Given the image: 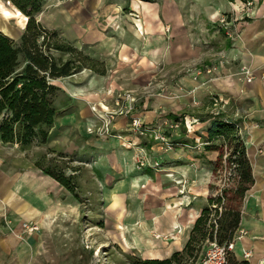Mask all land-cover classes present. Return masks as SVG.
Returning a JSON list of instances; mask_svg holds the SVG:
<instances>
[{
    "label": "rangeland",
    "instance_id": "1",
    "mask_svg": "<svg viewBox=\"0 0 264 264\" xmlns=\"http://www.w3.org/2000/svg\"><path fill=\"white\" fill-rule=\"evenodd\" d=\"M128 2L47 0L42 13L36 17L42 29L56 32L62 41L82 55L102 64L106 73L101 76L107 83L87 85L96 75L100 76L88 70L55 81L53 84L61 89L56 100L60 114L50 130L48 142L36 141L24 151L18 145L0 142V227L7 235L14 234L10 214L19 213L15 207L23 205L22 201L34 209L39 204L44 205L46 211L47 228L42 229L36 221L24 219L20 223L21 231L15 232L19 241L26 244L33 233H29L25 225L37 226L38 231L34 233L44 240V249L40 255H35L38 260L34 264H135L138 260L149 259H169L171 264H196L211 241L198 244L190 255L175 258V254L184 249L186 237L189 238L192 230L182 233L178 227L173 229L177 211L189 212L192 203L197 210L204 206L208 208L210 197H220L222 205L209 207L212 211L209 223L213 226L209 227L213 230L212 242L219 243L217 221L224 207L240 206V200L230 193L235 180L233 167L224 168V165L222 168L218 160L211 168L205 167L200 175L192 176L197 178L194 187L178 182L174 177L176 174L169 169L182 164L185 152L193 147L189 137L193 133H187L184 126L185 114L178 116L177 123L183 119L178 130L169 127L168 119L158 121L166 130L164 134L171 149L156 144L149 136L130 132L129 117L116 118L108 132L103 128L109 120L105 112L112 111L117 99L123 95L135 99L133 117L146 116L149 121L152 119L148 116L156 112L168 118L173 113L174 103L182 105L185 111L187 98L192 99L189 93L178 95L173 82L193 72L194 66L186 61L169 64L164 58L159 59L161 62L153 65L151 70L150 66H143L146 58L139 54L143 42L126 32L129 27L124 22V9ZM183 12L187 13V9ZM227 18L230 22L235 16L223 14L218 25L224 37L231 41L229 31L221 26V21ZM196 20V31L201 27L210 35L204 39L201 36L200 47L215 46L220 40L224 42L219 33L216 34L220 38H215L216 30L212 28L215 24L209 26L202 18ZM27 22L28 19L8 0H0V33L16 46L21 43ZM237 23L231 25L234 39L238 36ZM207 38L210 41H205ZM170 41L168 49L173 48ZM54 55L60 57L58 53ZM67 57L63 59L67 60ZM22 69L23 66L19 71ZM112 82L118 85H112ZM92 97L96 99L92 101ZM210 102L213 103L212 99ZM193 104L197 106L195 99ZM212 108L210 111L216 115L219 107L212 104ZM176 134L183 138L176 141ZM237 135L242 139L238 127ZM178 141H186L191 146ZM198 143L202 141L194 145ZM215 144L222 148L223 163L226 162L228 146L222 142ZM37 163L66 176L76 175L78 198L37 168ZM206 187L207 200L199 193ZM224 190L227 191L223 193ZM7 195H11V201L7 200ZM41 223L46 226L43 220Z\"/></svg>",
    "mask_w": 264,
    "mask_h": 264
},
{
    "label": "crops",
    "instance_id": "2",
    "mask_svg": "<svg viewBox=\"0 0 264 264\" xmlns=\"http://www.w3.org/2000/svg\"><path fill=\"white\" fill-rule=\"evenodd\" d=\"M128 1L127 8L124 9L126 20L124 22L129 27L126 32L132 33L138 41L143 42L139 51L140 56L146 58L143 66H150L151 70L153 65L160 63L163 58L169 64L186 61L188 65L194 66L193 72L173 82L178 95L183 93L191 95L192 99L187 98L188 107L185 111L182 105L174 103L171 109L173 113L169 114L168 118L158 115L157 112L148 116L151 121L146 116L145 118L139 116L148 128L157 129L163 134L166 130L162 128L163 124H158V121L168 119L169 122L175 123L178 121V116L183 114L187 120L197 121L193 125V134L189 135L193 147L185 152L182 164L169 168L176 174L174 175L176 180L180 183L185 182L188 187L192 185L194 187L197 178L192 176L200 175L205 167L211 168L218 160L219 152L206 151L207 144L203 140V137L207 136L206 130L214 116L210 111H213V108L211 109L213 103L210 102L212 96L220 99V108H217V111L223 115L224 120L236 124L241 130L246 154L253 169L254 185L242 202L240 225L235 235L234 250L229 255V264H260L264 261V0H253L256 3V16L252 19H243V5L240 0ZM184 9H187V13L183 12ZM223 14L235 16L238 22V36L231 41L224 37L218 25V20ZM198 18L204 19L209 26L215 24L216 27L212 26L216 30L215 38L218 36L216 33H219L224 42L220 40L215 46L200 47L198 44L201 38L204 39L206 36L210 38V35L203 32L201 27L196 31L194 23ZM190 25L194 29L190 28ZM170 39L172 49L167 47ZM205 41L210 40L207 38ZM132 55L136 56L134 51ZM243 65L254 72L255 80L252 83L237 75ZM212 68L214 72L207 73V70ZM198 71L202 74H198ZM102 83H107V79L105 82L103 76L96 75L87 85H102ZM112 85L118 84L112 82ZM95 99L92 97V101ZM194 99L197 106L192 105ZM99 105L103 106V103L100 102ZM199 113L202 115H198ZM155 123L157 125H154ZM175 138L177 141L183 136L176 134ZM199 140L202 143L194 145ZM185 143L179 142L184 146L190 145ZM209 173L211 178V170ZM199 193L205 195L204 199L207 200L209 193L207 187L204 192ZM6 198L11 201V195H7ZM187 199L194 198L187 197ZM22 204L21 206L16 204L19 211L17 206L15 209L19 213L10 214L14 234L7 235L0 227V264H34L38 260L35 255L38 253L40 255L44 249V240L42 241L37 233L27 235L26 244L21 243L17 238L16 233L21 231V220L36 221L42 229L48 226L44 205L39 204L40 206L34 209L25 201H22ZM193 205L192 203L188 207L189 212L177 211V219L172 223L173 229L178 227L182 233L192 229L206 207L197 210ZM10 208L14 209V206L10 205ZM42 220L46 226L42 225ZM240 231H245L246 234L240 236ZM4 235L6 236L3 237ZM187 240L186 237L184 245ZM20 250L23 252L20 253ZM244 253H251L250 258H244Z\"/></svg>",
    "mask_w": 264,
    "mask_h": 264
},
{
    "label": "trees",
    "instance_id": "3",
    "mask_svg": "<svg viewBox=\"0 0 264 264\" xmlns=\"http://www.w3.org/2000/svg\"><path fill=\"white\" fill-rule=\"evenodd\" d=\"M8 1L28 19V22L19 46L0 33V142L3 145H18L24 151L36 141L41 144L48 142L50 130L60 114L56 100L61 89L53 84L55 81L71 78L84 70L98 75H104L106 72L98 61L82 55L70 44L62 41L56 32L42 29L37 23L36 17L42 13L47 0ZM54 53L60 54V57H56ZM64 56H68L67 60L63 59ZM22 66L23 69L19 71ZM237 127L236 124L225 121L223 115L214 116L206 130L207 136L203 137L207 144L206 151L220 153L218 160L222 168L224 165V168H234L235 180L230 193L240 200V206L236 208L224 207V212L217 221V239L220 245L228 244L234 239L240 225L242 202L254 185L253 169L246 154L244 141L237 135ZM216 142L228 146L229 156H226L224 163L223 150L215 144ZM36 166L78 198L76 175L66 176L54 172L49 167H43L41 163ZM208 202L209 207L222 205L220 197H210ZM209 207L203 209L184 249L180 253L177 252L175 258L179 255H190L198 244L207 240L213 241V230H209V227L213 228L212 225L209 226L212 216ZM171 263L172 260L169 259L135 262Z\"/></svg>",
    "mask_w": 264,
    "mask_h": 264
},
{
    "label": "built area",
    "instance_id": "4",
    "mask_svg": "<svg viewBox=\"0 0 264 264\" xmlns=\"http://www.w3.org/2000/svg\"><path fill=\"white\" fill-rule=\"evenodd\" d=\"M240 2L243 5L242 8V14L243 19H252L256 16V3H254L253 0H240ZM237 22V19L234 18L232 21L229 22V19H225L221 21V26L225 30L229 31L227 32L228 36L232 39L234 37L232 36L233 33L231 32V25L233 23ZM213 68L210 70H207V73H212ZM198 74H202L201 71H198ZM237 75L244 80H246L248 83H252L255 80L254 72L249 68L248 66H241L239 68V71ZM212 102L214 107L220 108V99L213 97ZM136 109V103L135 99L132 98L130 95H123L119 97L115 103V108L112 109V111L108 112L106 111L105 114L108 116V119L106 124H104L103 128L108 132L110 128L113 126L111 125L113 121L118 117H129L131 119V123L129 124V131L132 133H135L141 137L149 136L151 137L156 144L161 146H167V149H171L172 145H169L168 139L166 136L157 129H151L148 128L144 123H142L141 118L139 117H133V114ZM92 111L96 113V109L92 108ZM220 115V112H218L214 116ZM105 121V119H104ZM194 123H197L196 120H184V126L187 130V133H193V125ZM183 125V121L180 123H171L170 128L174 130H178ZM112 126V127H110ZM25 228H27V231L29 233H34L38 231L37 226L34 225H25ZM245 231H240V236L245 235ZM235 237L234 239L225 245H220L217 242H211L208 246V248L205 250L203 256L201 257L200 261L197 264H229V255L234 250V244H235ZM251 256V253H244V258L249 259ZM260 264H264V261Z\"/></svg>",
    "mask_w": 264,
    "mask_h": 264
}]
</instances>
